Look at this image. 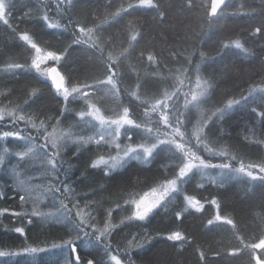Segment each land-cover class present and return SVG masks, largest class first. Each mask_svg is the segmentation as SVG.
Returning <instances> with one entry per match:
<instances>
[{
  "label": "snow or ice",
  "instance_id": "obj_1",
  "mask_svg": "<svg viewBox=\"0 0 264 264\" xmlns=\"http://www.w3.org/2000/svg\"><path fill=\"white\" fill-rule=\"evenodd\" d=\"M76 6L77 0H51L37 10L35 19L42 22L43 28L69 33L71 43L54 49L51 44L40 41L38 33L20 27L33 19L31 11L14 18V0H0V25L22 43L28 57L23 63L6 62L3 71L15 78L31 73L37 81L25 91L22 104L12 103L11 90L0 93L8 99V105L0 107V142H3L0 171H7L6 165L15 159L11 198L18 197L19 209L0 208V217L7 213L13 218L17 226L11 231L25 240L18 250H0V258H6L0 264H13L11 258L22 255L32 257L35 264L37 254L49 250L27 243L26 226L34 220L64 226L67 238L51 244L52 249L65 253L64 264H137L133 252L136 256L143 255L141 250L153 240L172 242L173 249L195 247L197 264H208V251L221 260L246 258L245 264H264V214L260 216L258 234L246 237L234 217L222 214L218 197L197 198L188 194L187 187L196 176L207 178L209 170L217 171L209 183L218 187L234 178L264 185V155L246 162L224 143L223 127L238 108L250 106L259 120L261 138L256 137L253 128L243 140L264 147V79L260 84L248 82L247 87L236 85L239 95L229 94L224 100L212 103L219 81L231 69L225 65L215 76L202 74L206 61L223 62L222 52H218L220 60L217 61L201 49L205 30L213 29L228 14V0H201L200 3L180 0L178 8L172 4L166 6L165 0H129L126 6L121 4L103 17L90 16L86 20L74 18ZM135 11L155 13L151 16L152 22L176 29L177 35L182 33V44L197 46L178 51L173 45L163 58L155 51H149L146 56L141 51L137 64H129L137 43L144 38L149 19L128 21L125 39L105 33L106 25L115 26L125 14L132 15ZM172 11L176 12L175 17ZM192 18L197 21L196 28L187 22ZM251 35L264 37V24L256 27ZM161 38L167 46L168 37ZM73 45H84L87 56L95 63L96 72L88 79L81 80L61 70V61ZM220 47L250 53L239 38L222 42ZM261 51L264 52V47ZM40 83L49 88L57 101L55 115L44 108L34 109L44 95L38 87ZM108 99L116 106L106 108ZM74 104L79 106L72 107ZM70 120L72 124H68ZM10 140L16 142L14 151L7 146ZM69 151L75 160L83 159L84 153H92L78 176L73 172L71 159H66ZM205 155L210 158L205 159ZM165 156L172 163L162 165L160 176L141 180L139 175H126L136 164H155ZM215 157L223 162L213 163ZM93 170H98L105 180L120 178L124 187L117 194L119 200L107 201L113 206L106 208L105 202L93 198L99 191L108 190L103 185L90 191L80 190ZM143 170L151 171L150 168ZM141 184L143 188L137 191ZM198 186L204 188L203 183ZM6 195L0 188V199ZM205 203L212 205L215 212L206 221L200 217L201 227L208 233L227 232L230 241H235L223 251L204 250L182 229L183 220L194 214L191 210L203 213ZM170 208L169 229L164 233L158 231L154 236L148 233L147 226L161 211L168 213ZM117 209L123 215L114 222L113 213ZM133 224L144 232L130 234L123 244L114 243L118 230ZM78 245L99 249L102 255L82 260Z\"/></svg>",
  "mask_w": 264,
  "mask_h": 264
},
{
  "label": "trees",
  "instance_id": "obj_2",
  "mask_svg": "<svg viewBox=\"0 0 264 264\" xmlns=\"http://www.w3.org/2000/svg\"><path fill=\"white\" fill-rule=\"evenodd\" d=\"M15 10L13 12L14 18L23 17L26 11H31L33 19L21 24V28H28L31 31L38 33L39 40L44 43L51 44L54 49H61L71 43L68 32L55 30H47L42 27V22L35 19L37 10L42 4L51 2V0H14ZM129 0H77V6L74 10L76 19L86 20L90 16H100L106 12H113L121 4L125 5ZM200 3L201 0H196ZM206 2V0H205ZM180 0H165L166 6L172 4L174 8L179 7ZM111 4V7H109ZM228 14L224 19L211 30L206 29V35L203 36L204 45L201 49L206 52L210 57H216L217 61L220 60L218 52L223 53V62L213 63L206 61L202 66V74L205 76L217 75V70L222 69L227 65L231 71L229 74L219 81L215 96L212 103H217L224 100L229 94L239 95L236 85L247 87L248 82L260 84L264 79V52L261 48L264 47V37H253L251 33L256 27L264 24V0H230L228 2ZM235 12L236 15H232ZM155 13L135 11L132 15L125 14L119 23L115 26H107L108 31L105 35H116L121 39H125V29L128 21L137 18H148L149 25L144 32L143 40H140L136 45L135 52L131 57L129 64L136 65L139 53L144 51L145 56L149 51H155L160 56L167 57L169 49L175 45V50L182 51L183 48L192 49L196 47L195 44H182V33L177 35V30L165 25L158 26L155 22L151 21V16ZM171 15L176 16V12L172 11ZM193 28H196L197 21L192 18L187 21ZM162 36L168 37V45L166 46L162 40ZM241 39L246 47L250 49L249 54L241 52L234 47L229 49H222L220 47L222 42L234 39ZM22 43L14 38L11 33L0 25V93L7 94L11 90L10 99L13 104H22L26 99L25 91L29 89L30 85L37 84V81L32 78L33 74L28 73L20 78H15L11 74L3 71L6 62L15 60L17 62H25L28 59L27 55L23 52ZM61 68L64 72H71L74 76L81 80L88 79L91 75L95 74L96 68L94 61L86 54L84 45H73L68 49V54L64 61H61ZM171 67L172 65L169 64ZM127 86V85H126ZM38 87L43 91L44 95L41 100L34 105L35 108H44L49 111L50 115H55L57 108V101L53 98L52 92L43 84H38ZM125 103L128 101L125 99ZM8 105V99L0 96V107ZM78 104L72 107H78ZM116 105L110 100L105 101L106 108H113ZM207 107V106H206ZM255 121V124L253 122ZM69 121L68 124H72ZM68 124L64 127L67 128ZM224 143L230 146V150L243 157L247 162L249 159L255 161L261 155H264V147L259 145L250 144L243 140V137L248 134L249 129H255L257 138H261V126L259 120L256 118L255 113H252L249 107L238 108L231 114L230 118L226 119L224 124ZM8 130V129H5ZM73 131H79L78 128H73ZM123 140V137H122ZM3 142H0V147ZM7 146L13 151L16 150V142L10 140ZM203 154V153H202ZM92 153H84V158L75 160L71 158V151L66 155V159H71L73 163V172L78 176L80 171H83L88 164L87 156ZM210 157L205 155V159ZM213 163L223 162L220 158H212ZM172 163L165 156L158 163L151 165L136 164V166L128 173L127 176L139 175L141 180L161 175L162 165ZM235 163V162H233ZM7 171H0V188L6 191L7 195L0 199V208L8 207L10 209L19 210L17 207L18 197L12 199V170L17 167L15 159H11L6 165ZM150 168L151 171L143 170ZM217 176L216 170H209L207 178L196 176L195 180L188 185V194L195 195L197 198L201 196L205 198L218 197L221 202L222 214H229L234 217L241 227L243 234L247 237L249 235H256L259 232L258 224L260 222L261 214H264V185L259 182L254 184L246 182L244 178H234L227 182L223 187L209 183V179ZM99 181V183H96ZM204 184V188L198 185ZM8 185V187H5ZM103 185L107 191H99L93 197L95 200L105 202L104 207H111L113 204L107 201L116 202L119 200L117 195L124 187L120 183V178L116 180H105L101 178L98 170H93V174L89 175L84 184L81 185L82 191H90L92 188L99 189ZM143 188V184L137 186V191ZM146 190V189H145ZM122 203V201H119ZM194 214L187 216L182 222V229L186 235L195 238L197 245L202 246L206 251L209 249L219 248L224 250L230 243H235L234 240L230 241V235L227 232H214L208 233L201 227L200 217H204L205 221L214 215L215 209L212 205L205 203V210L203 213H197L191 210ZM171 208L168 213L160 212V215L155 218L151 225L147 226V232L153 236L159 231L166 232L171 224ZM123 215L117 209L113 213L114 222L118 217ZM187 215V214H186ZM178 224L180 222H177ZM17 226L13 218L7 213L0 217V250H18L25 244V240L19 234L11 231ZM144 229L138 225H131L124 227L122 231L118 230L116 241L121 244L125 243L126 238H130V234L143 233ZM26 233L28 236L27 243L33 246L46 247L49 250L37 254L35 257V264H64L65 253L60 249H52V243H60L62 238H67V231L63 225L41 224L34 220L32 225L26 226ZM172 242H164L162 240H153L151 244L145 245L141 251L143 255L136 256L135 251L133 256L137 264H197V254L195 247L185 246V250L173 249L170 247ZM77 251L81 255L82 260L91 259L102 255L99 249L87 248L78 245ZM91 253V254H89ZM209 260L208 264H245L244 260L240 259H219L213 256L211 251H208ZM6 258H0V260ZM13 264H32V257L22 255L19 257L11 258Z\"/></svg>",
  "mask_w": 264,
  "mask_h": 264
},
{
  "label": "rangeland",
  "instance_id": "obj_3",
  "mask_svg": "<svg viewBox=\"0 0 264 264\" xmlns=\"http://www.w3.org/2000/svg\"><path fill=\"white\" fill-rule=\"evenodd\" d=\"M51 63V62H50ZM194 86V85H193ZM122 139V138H121Z\"/></svg>",
  "mask_w": 264,
  "mask_h": 264
},
{
  "label": "water",
  "instance_id": "obj_4",
  "mask_svg": "<svg viewBox=\"0 0 264 264\" xmlns=\"http://www.w3.org/2000/svg\"><path fill=\"white\" fill-rule=\"evenodd\" d=\"M230 0H228V2H229Z\"/></svg>",
  "mask_w": 264,
  "mask_h": 264
}]
</instances>
